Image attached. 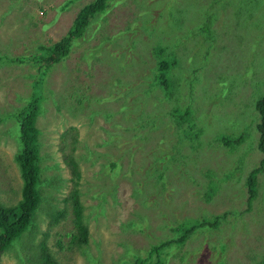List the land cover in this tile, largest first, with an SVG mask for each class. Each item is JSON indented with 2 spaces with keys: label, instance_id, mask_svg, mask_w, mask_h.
<instances>
[{
  "label": "rangeland",
  "instance_id": "1",
  "mask_svg": "<svg viewBox=\"0 0 264 264\" xmlns=\"http://www.w3.org/2000/svg\"><path fill=\"white\" fill-rule=\"evenodd\" d=\"M91 1L0 0V205L22 197L13 112L34 98L44 196L2 263L135 264L217 217L164 247L165 264L261 262L264 169L251 202L247 178L264 156V0H108L60 62L12 63L64 37Z\"/></svg>",
  "mask_w": 264,
  "mask_h": 264
},
{
  "label": "trees",
  "instance_id": "2",
  "mask_svg": "<svg viewBox=\"0 0 264 264\" xmlns=\"http://www.w3.org/2000/svg\"><path fill=\"white\" fill-rule=\"evenodd\" d=\"M108 6V0H93L81 8L78 15L68 33L60 40L53 42L50 45H44L38 49V54L30 57L18 56L13 57L12 63H25L26 61L34 62L40 67V70L48 69L54 63H58L67 57L70 53L73 43L81 38L90 23L92 17L97 13L103 12ZM40 47V46H39ZM7 58V55L0 53V63ZM165 67L167 65L164 63ZM257 109L260 113V123L258 125L260 130L259 147L264 155V96L257 101ZM41 104L35 98L26 106L18 111L13 112L14 116L20 123L21 130V144L19 151L14 157L15 162L19 166L22 186V197L16 205L5 206L0 205V264L2 263V256L9 251L17 242L22 234L30 229H34V221L39 211L41 199L44 196L41 190L43 180L41 178V154H40V129L38 127V117L41 114ZM0 118V122H1ZM74 172L77 177L80 172L77 169L76 163H73ZM76 167V168H75ZM264 169V156L258 167L250 171L247 178V187L249 202L256 198L258 190V175ZM53 217L60 219L65 214L61 212H51ZM73 214L74 223L76 224V231L73 234L72 240L74 244L77 243L85 249L89 240V228L83 223V204L77 195L73 198ZM219 217H217L218 220ZM197 220L196 222L186 226L185 229L180 228V235L176 238H171L163 241L153 247L149 253L150 256L139 257L135 260V264H165V259L161 258L160 251L165 247H171L173 244H182L187 241L190 234L194 233L196 229L206 226L207 223L214 226L217 222ZM137 226V225H136ZM143 226V224H138ZM179 226H177L178 228ZM176 228V229H177ZM51 255L46 254L45 260L51 262ZM35 264L41 263V260ZM33 263V264H34ZM45 264V262H42ZM53 264V262L51 263ZM257 264H264V259Z\"/></svg>",
  "mask_w": 264,
  "mask_h": 264
}]
</instances>
